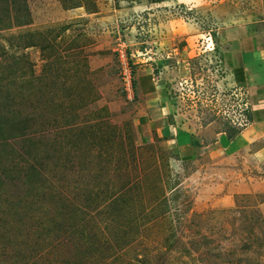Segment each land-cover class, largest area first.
I'll return each instance as SVG.
<instances>
[{
  "label": "rangeland",
  "instance_id": "rangeland-1",
  "mask_svg": "<svg viewBox=\"0 0 264 264\" xmlns=\"http://www.w3.org/2000/svg\"><path fill=\"white\" fill-rule=\"evenodd\" d=\"M153 1L0 0V264H264V136L223 35H264V0ZM145 74L163 122L211 135L192 161Z\"/></svg>",
  "mask_w": 264,
  "mask_h": 264
},
{
  "label": "crops",
  "instance_id": "crops-1",
  "mask_svg": "<svg viewBox=\"0 0 264 264\" xmlns=\"http://www.w3.org/2000/svg\"><path fill=\"white\" fill-rule=\"evenodd\" d=\"M196 4L200 5V0H154L152 2V5L157 7L177 5L193 8V5ZM257 28V26L231 28L229 32L224 31L223 35L230 48L228 61L234 82L239 87L247 88V94L250 95V129L253 135H259L261 138L264 136V35ZM139 86L145 97L155 96L159 102V109L162 112L160 119L163 127H160L157 133L166 146L174 147L180 152L182 161H192L196 157L197 150L208 148L203 146V141H210V134L207 135L205 132L201 134L204 138L194 139L193 142L196 145L191 147L190 136L185 133V130H182V125L180 128V125H176L175 120L173 123L171 119V123L163 122V120H169L171 107L163 88H159L155 84L152 74H145V78L140 79ZM144 121L146 123L145 129L151 130L153 125L151 119L145 117ZM212 140H220V144H225L220 135H214ZM209 146L212 147V144Z\"/></svg>",
  "mask_w": 264,
  "mask_h": 264
},
{
  "label": "trees",
  "instance_id": "trees-1",
  "mask_svg": "<svg viewBox=\"0 0 264 264\" xmlns=\"http://www.w3.org/2000/svg\"><path fill=\"white\" fill-rule=\"evenodd\" d=\"M245 115H247V114H245ZM247 117H248V119H249V116H247ZM192 145L194 146V145H196V143L193 142Z\"/></svg>",
  "mask_w": 264,
  "mask_h": 264
}]
</instances>
